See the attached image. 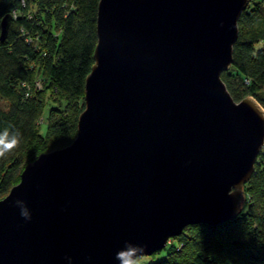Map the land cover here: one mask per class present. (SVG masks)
<instances>
[{"label":"water","instance_id":"1","mask_svg":"<svg viewBox=\"0 0 264 264\" xmlns=\"http://www.w3.org/2000/svg\"><path fill=\"white\" fill-rule=\"evenodd\" d=\"M251 3L100 0L77 136L0 200V264H119L125 242L149 257L189 226L239 216L264 108L234 101L221 74Z\"/></svg>","mask_w":264,"mask_h":264},{"label":"trees","instance_id":"2","mask_svg":"<svg viewBox=\"0 0 264 264\" xmlns=\"http://www.w3.org/2000/svg\"><path fill=\"white\" fill-rule=\"evenodd\" d=\"M99 2L0 0V37L3 19L11 17L6 38H0V100L5 103L0 131L11 127L22 135L20 144L0 158V200L20 182L26 165L75 140L85 81L94 65ZM238 25L233 64L221 79L234 101L251 96L264 108V0H252ZM38 78L45 82L41 91L35 87ZM173 240L181 248L171 242L167 256L152 264H264V149L244 187L239 216L218 226H189Z\"/></svg>","mask_w":264,"mask_h":264},{"label":"clouds","instance_id":"3","mask_svg":"<svg viewBox=\"0 0 264 264\" xmlns=\"http://www.w3.org/2000/svg\"><path fill=\"white\" fill-rule=\"evenodd\" d=\"M21 140L22 135L18 130L7 127L3 131H0V158H4L6 154L15 149L20 144ZM14 203L16 206L24 204V202L19 199ZM21 216L25 220L31 219L29 212L24 207L21 208ZM145 252V245L125 242L124 246L116 252L115 260H117L119 264H142L146 258Z\"/></svg>","mask_w":264,"mask_h":264},{"label":"rangeland","instance_id":"4","mask_svg":"<svg viewBox=\"0 0 264 264\" xmlns=\"http://www.w3.org/2000/svg\"><path fill=\"white\" fill-rule=\"evenodd\" d=\"M259 1H261V0H259ZM41 82H42V84H40V85H41V89H40V91L43 89V86H44V83H45V82L43 81V79H41ZM0 106H5V103H4L3 101H1V100H0ZM50 106H51V104L48 103V105H47V107H46V114H45V116H44V119L42 118L41 121H40V124H41V125L43 124V125L40 127V133H41L42 135H45V134H46V131H47V120H46V117H47V111L49 110ZM242 207H243V206H242ZM256 210H257V209H256ZM255 213H260V212H259V211H256ZM171 242H172V244H174V245L177 244L178 247L181 248V244H180V243L178 244L176 240L171 239V240L169 241V244H168V246H167L166 249L160 251V253H156V254H154V255H152V256L146 257V258L144 259V261L142 262V264H152L153 262H156V261H159V260L164 259V258L167 256L168 252H169V247L171 246Z\"/></svg>","mask_w":264,"mask_h":264},{"label":"built area","instance_id":"5","mask_svg":"<svg viewBox=\"0 0 264 264\" xmlns=\"http://www.w3.org/2000/svg\"><path fill=\"white\" fill-rule=\"evenodd\" d=\"M23 3L25 4V0H23ZM12 17H13L14 19H17V17H18V12H17V10H13V11H12ZM27 41H28L29 44H31V45H35V44H34V40H33L32 38H29V37H28ZM40 84H42V82H41V78H38V79L36 80V82H35V87H36L38 90L41 89V85H40Z\"/></svg>","mask_w":264,"mask_h":264}]
</instances>
